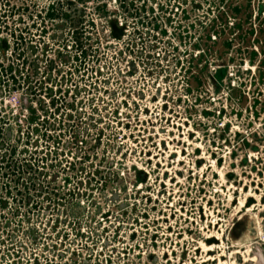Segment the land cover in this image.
<instances>
[{"label":"rangeland","instance_id":"obj_1","mask_svg":"<svg viewBox=\"0 0 264 264\" xmlns=\"http://www.w3.org/2000/svg\"><path fill=\"white\" fill-rule=\"evenodd\" d=\"M263 238L264 0H0V264Z\"/></svg>","mask_w":264,"mask_h":264},{"label":"water","instance_id":"obj_2","mask_svg":"<svg viewBox=\"0 0 264 264\" xmlns=\"http://www.w3.org/2000/svg\"><path fill=\"white\" fill-rule=\"evenodd\" d=\"M254 256L256 257H258L257 259H258V262L257 263H254V264H264V255H263V251H262V249H257L256 250V252H255V254H254Z\"/></svg>","mask_w":264,"mask_h":264},{"label":"built area","instance_id":"obj_3","mask_svg":"<svg viewBox=\"0 0 264 264\" xmlns=\"http://www.w3.org/2000/svg\"><path fill=\"white\" fill-rule=\"evenodd\" d=\"M263 242H264V238H263ZM263 249V251H264V248H262Z\"/></svg>","mask_w":264,"mask_h":264},{"label":"bare ground","instance_id":"obj_4","mask_svg":"<svg viewBox=\"0 0 264 264\" xmlns=\"http://www.w3.org/2000/svg\"><path fill=\"white\" fill-rule=\"evenodd\" d=\"M257 263V262H256Z\"/></svg>","mask_w":264,"mask_h":264}]
</instances>
